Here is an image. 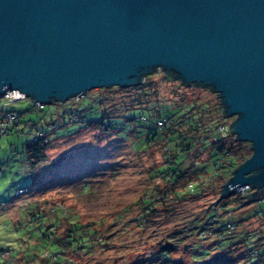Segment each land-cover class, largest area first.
Listing matches in <instances>:
<instances>
[{"label": "rangeland", "instance_id": "1", "mask_svg": "<svg viewBox=\"0 0 264 264\" xmlns=\"http://www.w3.org/2000/svg\"><path fill=\"white\" fill-rule=\"evenodd\" d=\"M170 77L157 71L139 88H96L56 102L59 107L76 105L87 97L78 107L85 111L84 118H93L99 115L96 97L108 115L117 116L110 120L115 130L75 123L55 132L58 127L54 126L46 158L33 169L22 156L24 143L33 137L26 123H18L24 131L19 133L13 124L0 121V127L9 126L0 138V264H244V259L227 262L216 256L234 247L244 250L246 233L264 232V217L256 213L264 211V199L238 204L232 200L234 193L225 198L231 199L227 207L220 206L221 201L211 204L220 197L225 180H214L220 175L219 157L208 152L198 160V166L204 167L201 179H181L170 185L159 167L178 150L168 148L166 139L145 142L152 121L140 119L141 109L128 110L138 97L144 103L156 99L170 105L183 100L200 103L212 108L205 111L212 114L219 101L217 92L185 86ZM5 102L2 97L0 110L23 111L31 106L29 98L16 99L6 107ZM37 114L38 109H31L22 119ZM127 116L136 120L128 121ZM235 117H227L226 123ZM202 181L209 186H201ZM165 186L172 197L158 202L148 219L140 218L143 198ZM176 191L180 196H173ZM74 220L84 227L62 242ZM225 221L238 224L219 236L221 230L212 229ZM91 228L96 229L92 241L87 233ZM234 240L236 244L228 245ZM168 244L172 247L165 249ZM163 250L170 254L162 255ZM261 259L264 264L263 251Z\"/></svg>", "mask_w": 264, "mask_h": 264}, {"label": "water", "instance_id": "2", "mask_svg": "<svg viewBox=\"0 0 264 264\" xmlns=\"http://www.w3.org/2000/svg\"><path fill=\"white\" fill-rule=\"evenodd\" d=\"M157 71L212 87L252 143L211 204L264 199V0H0L1 97L43 107Z\"/></svg>", "mask_w": 264, "mask_h": 264}, {"label": "trees", "instance_id": "3", "mask_svg": "<svg viewBox=\"0 0 264 264\" xmlns=\"http://www.w3.org/2000/svg\"><path fill=\"white\" fill-rule=\"evenodd\" d=\"M165 73L168 76H171L170 78L177 79L185 86L203 87L214 91L213 88L209 86H202L196 83H192L190 85L183 83L174 74H170L167 72ZM148 76L149 75H146L144 77V80ZM143 84L144 81L143 83L132 87L139 88L142 87ZM17 94L19 93H16V95ZM86 98L87 97H84V99L81 102H78L76 105L67 103L63 107H59L57 105L56 102L58 101H55L43 107H39L38 105L33 104L29 99L31 106L23 111L15 109L9 110L7 108H3L2 110H0L1 122L6 121L8 125L13 124V127H16V131L19 133H24V131L19 128L18 123L24 122L30 129V132L33 134L32 139L27 140L24 143L22 155L24 161L28 163L30 168H36L42 161L45 160L46 151L50 146L49 143L51 139V137L49 138L48 136H50L51 131L55 130L54 126L58 127L56 128L55 132L62 127L70 126L75 123H82V127L92 126L98 129H102L103 131L115 130L110 120L117 116L108 115L106 112V107L103 106L101 101L96 97L93 98V100L96 101L95 110L99 112V115L97 117L93 116V118H84L86 116L85 111L80 109L78 106ZM0 99H2L1 96ZM135 99L138 100V102L136 101V103L130 104L128 110L141 109L142 114L140 115V119L145 122L152 121L153 123L147 134L145 142L166 139L168 148H170L171 150L176 148L178 150V152H176L173 157H170L167 163L159 167V172L164 174L166 181L170 185L178 184L181 179H189L190 181L201 179V172L203 171L204 167L198 166V160L201 159L200 154H203L204 152H208V154L218 155L219 159L218 161H216V168L217 170H220V175L214 178V180L224 179L225 182L228 181L234 170L242 162L252 156L254 152L251 142L247 143L238 140L237 135L231 131V124L234 120L230 124L226 123V119L228 116L225 113V108L221 103L220 97L218 98L219 101L218 103H216V106H214L211 115H207L205 113L206 109H210V107H208V105L200 103L194 105L193 103L191 104L183 100L179 104L174 103L170 105L161 103L159 99L151 102L149 100L146 103L139 101L138 97H135ZM5 103L6 107L8 104L7 102ZM195 106H197V108H195ZM31 109H38L37 116L31 117L28 120H23V115H25L27 112H30ZM39 112L45 113L43 116H40ZM126 119L128 121H134L136 120V117L127 116ZM8 125L0 127V138L2 137V135L9 132ZM48 126H51L50 130L48 129ZM223 127L224 129L222 130ZM192 153L195 154L194 158H192L191 156ZM188 158H192V161H188ZM223 169L225 170L223 171ZM192 183L193 182H191V184ZM209 184L210 183H207L206 181L201 182V186H209ZM23 188L28 187H22L21 189ZM168 189L169 188L165 186L164 189L154 191L152 193V196L143 198L142 202L144 204V212H142L140 218L148 219L149 213L157 210L158 202H165L167 198L172 197V195H170L171 192L167 191ZM250 191V189H248L246 192L237 190L232 200L237 201L238 204L257 202L254 197L249 195ZM175 195L180 196L178 191L173 193V196ZM230 200L231 199L221 200L220 206L227 207L230 204ZM256 213L264 217V211L262 209L256 210ZM229 215L232 216L231 213ZM212 216L214 215L211 214L210 217ZM207 223L208 222H206V224ZM237 224L238 221L237 223L236 221H234L233 223L225 221L219 223L216 227H213L212 230H221L219 236H222L226 235L227 230L230 231L232 228H235ZM71 225L72 226L69 228V232L65 234V236L63 237L64 241L62 242H65L67 237H70L71 235H74L73 237H75V235H77V230L84 227V225L78 221L71 222ZM195 227L199 226L196 225ZM220 227L221 229H219ZM95 230L96 229L91 228L87 232L90 235V237H88L90 241H92V236L95 235ZM246 234L247 235L244 240L245 242L243 243L246 245V248L244 250L238 251L237 249H235L236 247H234L231 248L230 251L228 250L223 253L221 256H216V259L220 260V258H227V262H238L239 260L244 259L248 264H261V253L262 251L264 252V232L262 233L261 231H259L257 234ZM252 235H255L256 238L251 239ZM58 240H62L61 237H59ZM236 243L237 242L234 240L228 245L231 246ZM69 247L73 248L71 246ZM161 254L166 255L170 253L168 252V250H163ZM255 257H258V260L256 262L253 261Z\"/></svg>", "mask_w": 264, "mask_h": 264}, {"label": "built area", "instance_id": "4", "mask_svg": "<svg viewBox=\"0 0 264 264\" xmlns=\"http://www.w3.org/2000/svg\"><path fill=\"white\" fill-rule=\"evenodd\" d=\"M6 100L7 103L9 102H13L16 99H20V98H27L25 95L23 94H15V92H8L5 96H3ZM38 105V104H37ZM39 106V105H38ZM224 129V127L222 128V130ZM248 189H239L238 191H242V192H246ZM252 254V253H250ZM244 264H248L247 261L244 262Z\"/></svg>", "mask_w": 264, "mask_h": 264}, {"label": "bare ground", "instance_id": "5", "mask_svg": "<svg viewBox=\"0 0 264 264\" xmlns=\"http://www.w3.org/2000/svg\"><path fill=\"white\" fill-rule=\"evenodd\" d=\"M15 93H19L18 91H16Z\"/></svg>", "mask_w": 264, "mask_h": 264}]
</instances>
